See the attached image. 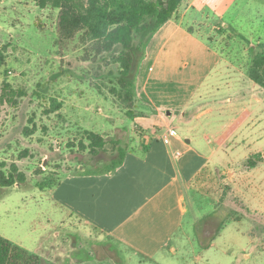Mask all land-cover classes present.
Listing matches in <instances>:
<instances>
[{
  "label": "rangeland",
  "instance_id": "rangeland-1",
  "mask_svg": "<svg viewBox=\"0 0 264 264\" xmlns=\"http://www.w3.org/2000/svg\"><path fill=\"white\" fill-rule=\"evenodd\" d=\"M58 12L51 3L0 0V171L8 176L16 164L25 175L23 183L0 185V235L42 264H264V74L261 84L250 76L264 51V0H183L171 22L186 35L170 39L162 29L154 38L140 78L144 96L170 104L171 93L190 90L194 112L208 110L188 126L170 120L173 137H194L191 148L208 150L204 132L239 127L225 157H211L181 202L172 191L138 216L122 191L99 181L124 163L112 165L119 147L142 158L158 128L150 133L128 117L108 57L95 58L78 35L58 41ZM153 35L140 38L135 83ZM215 98L223 102L213 105ZM85 131L107 141L95 154L81 145H88ZM173 151L181 165L193 155L184 146ZM48 177L54 183L40 189ZM167 181L157 173L145 183Z\"/></svg>",
  "mask_w": 264,
  "mask_h": 264
},
{
  "label": "trees",
  "instance_id": "trees-1",
  "mask_svg": "<svg viewBox=\"0 0 264 264\" xmlns=\"http://www.w3.org/2000/svg\"><path fill=\"white\" fill-rule=\"evenodd\" d=\"M43 7L47 3L59 9L57 18L58 41H69L78 35L79 41L89 46L95 58L108 57L111 64L110 74H114L119 88H114L120 105L130 119H135V69L137 51H143L145 41L140 39L154 34L164 23L170 20L183 0H33ZM139 39V40H138ZM135 44V41H137ZM5 64L3 51L0 50V71ZM260 73L264 74V51L255 56L250 69V76L261 84ZM8 93L12 94L10 86ZM5 88V89H6ZM7 93V94H8ZM21 96L23 92L19 93ZM12 105L17 104L8 98ZM59 106V105H57ZM25 135L32 134L27 127ZM89 148L95 154L107 143L105 138L93 131H85ZM144 151L149 146L144 145ZM126 150L118 148V159L112 165L120 164ZM12 171L5 176L0 171V185L10 186L23 183L25 175L12 164ZM54 183L52 178L38 182L44 189ZM0 264H42L41 257L0 235Z\"/></svg>",
  "mask_w": 264,
  "mask_h": 264
},
{
  "label": "crops",
  "instance_id": "crops-1",
  "mask_svg": "<svg viewBox=\"0 0 264 264\" xmlns=\"http://www.w3.org/2000/svg\"><path fill=\"white\" fill-rule=\"evenodd\" d=\"M173 17L171 19H174ZM171 19L164 23L148 42L145 50L146 53L140 66L141 73L139 74L140 76L138 75L137 83H135V110L137 115L134 121L150 133H152V129L158 128V134L153 137L148 150L142 158L126 153L124 163L116 172H114V174L110 173L103 180L99 181L101 187L103 186L107 191H112L111 189L113 188H118L122 191L123 196L126 198V207H128L129 211H133L132 213L135 216L139 215V210L147 206L148 202L153 203L157 196L162 198L169 197L172 191L175 197H177L178 193L181 194V197H179V201L181 202V198L186 197V186L196 178L202 169H204L211 157L219 152H224L221 153V156L225 157L224 144L230 140L234 135L235 129L239 127V124H237L236 127H226L216 131L213 135L204 132L201 135V141L208 146V150L193 149L191 148V143L195 138L184 136L185 139H182L177 134L173 137V134L170 133L172 124L169 122L170 120H177L185 126H188L193 120L198 121L203 118L202 115L208 111L202 110L200 113L194 112L197 106L191 107L189 105V87L187 88L189 91L183 92L176 90L177 94L175 93L174 95L171 93L170 104L161 103L155 105V101H150L144 96L147 94L146 85L142 84L140 78L142 79V76L146 75L148 72V70L145 71V64L148 60V49L151 44H155L154 38L162 29L165 35L169 34L168 36L171 37L170 39L179 33L181 35V32L186 35V32L179 27L178 23L175 20L171 22ZM184 79V75L177 77V81H184ZM138 93L140 94L138 95ZM180 93L185 94L179 96ZM148 96L150 97V95ZM232 100L231 97L227 98L229 102ZM209 101H213V105L218 101L223 102V100L218 98ZM175 146H184L187 150L193 152V155L188 154L185 160L186 165H181L179 160H177L173 151ZM193 158L199 160L198 165L188 168V164ZM157 173L158 175H164L168 180L167 184L159 187L153 182H149L148 184L145 183V180L148 177L150 178V176L156 178ZM154 206L159 208L160 204L155 203ZM181 209L183 210L182 206ZM194 220H196V218H194Z\"/></svg>",
  "mask_w": 264,
  "mask_h": 264
}]
</instances>
